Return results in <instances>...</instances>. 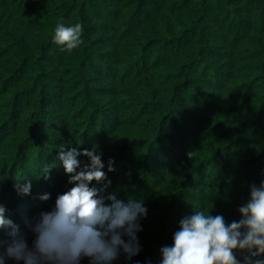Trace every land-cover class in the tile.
Masks as SVG:
<instances>
[{
    "label": "trees",
    "instance_id": "obj_1",
    "mask_svg": "<svg viewBox=\"0 0 264 264\" xmlns=\"http://www.w3.org/2000/svg\"><path fill=\"white\" fill-rule=\"evenodd\" d=\"M61 20L84 25L72 52L52 43ZM93 143L116 160L109 191L148 207L142 251L114 264H159L200 207L239 220L264 179V0H0V202L29 243L25 220L68 186L59 148Z\"/></svg>",
    "mask_w": 264,
    "mask_h": 264
},
{
    "label": "clouds",
    "instance_id": "obj_2",
    "mask_svg": "<svg viewBox=\"0 0 264 264\" xmlns=\"http://www.w3.org/2000/svg\"><path fill=\"white\" fill-rule=\"evenodd\" d=\"M81 22L56 23L52 43L72 52L83 43ZM191 153H189L190 156ZM54 166L63 169L67 187L57 194L51 210L41 211L30 226L29 243L11 210L0 202V264H114L121 254L132 262L142 251L139 233L148 217V207L139 197L121 199L109 191L116 171L114 157L104 159L98 143L90 148L61 145ZM39 178L27 175L13 179L18 196L32 194L33 180L50 179V169ZM51 193L38 194L48 201ZM214 207H200L184 216L172 234V243L162 246L159 264H264V179L248 186L247 199L237 211L239 220L230 223ZM135 264H142L135 261Z\"/></svg>",
    "mask_w": 264,
    "mask_h": 264
}]
</instances>
